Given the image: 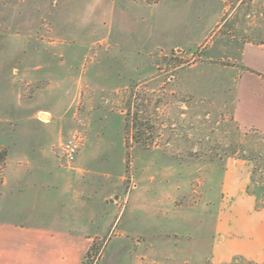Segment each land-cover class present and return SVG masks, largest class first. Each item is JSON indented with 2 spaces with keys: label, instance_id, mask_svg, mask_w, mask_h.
Listing matches in <instances>:
<instances>
[{
  "label": "rangeland",
  "instance_id": "rangeland-1",
  "mask_svg": "<svg viewBox=\"0 0 264 264\" xmlns=\"http://www.w3.org/2000/svg\"><path fill=\"white\" fill-rule=\"evenodd\" d=\"M161 1L0 0V137H82L79 183L98 208L84 216L98 236L84 264H264L221 257L225 227L264 209L261 83L236 113L264 0H194L193 15ZM147 122L152 144L135 137ZM50 156L64 164L58 143Z\"/></svg>",
  "mask_w": 264,
  "mask_h": 264
},
{
  "label": "crops",
  "instance_id": "crops-1",
  "mask_svg": "<svg viewBox=\"0 0 264 264\" xmlns=\"http://www.w3.org/2000/svg\"><path fill=\"white\" fill-rule=\"evenodd\" d=\"M162 1L188 5L184 12L180 7L172 9L176 16L193 15L197 9L194 0ZM240 59L243 69L239 75L237 114L247 106L251 95L260 94L255 85L261 83L264 87V42L243 43ZM4 105L6 110V100ZM42 111L48 113L46 109ZM37 130L34 126L10 127L3 129L0 137V143L10 147L0 174V264H84L85 256L98 239L96 233L88 231L85 217L88 209L97 211V202L93 204L84 198L85 189L79 183L85 178L80 173L81 158L72 167L60 165L50 152L57 143H63V138L54 135L52 141L47 137L45 140V136H35ZM30 146H37L38 156L27 155ZM234 165L229 162L227 176L239 174V168L233 171ZM246 177L238 195L245 191ZM225 230L232 243L228 253L221 255L225 256L224 261L236 256L264 261V209L256 211L254 204L249 205L240 219L228 224Z\"/></svg>",
  "mask_w": 264,
  "mask_h": 264
},
{
  "label": "built area",
  "instance_id": "built-area-1",
  "mask_svg": "<svg viewBox=\"0 0 264 264\" xmlns=\"http://www.w3.org/2000/svg\"><path fill=\"white\" fill-rule=\"evenodd\" d=\"M82 146L83 139L78 133L73 134L70 138H68L60 145V155L66 166L72 167L74 165ZM1 154L2 153L0 151V174L3 169Z\"/></svg>",
  "mask_w": 264,
  "mask_h": 264
},
{
  "label": "trees",
  "instance_id": "trees-1",
  "mask_svg": "<svg viewBox=\"0 0 264 264\" xmlns=\"http://www.w3.org/2000/svg\"><path fill=\"white\" fill-rule=\"evenodd\" d=\"M148 122L145 124V126H139L138 129H136V134H135V137L136 139L141 142V141H144L146 143H149V144H152L153 141L155 140V138L157 137V131L155 129L154 126H151V127H147L148 125ZM126 129L128 130V124L126 126ZM129 132V131H128ZM150 146V145H149ZM1 160L4 164V156L3 154H1ZM255 173V172H254ZM255 179V176L252 177V180ZM254 182V181H253ZM252 194L256 195L255 192H251ZM257 201H258V197H257ZM91 249H94V244L91 246ZM89 255V252L87 253V255L85 256V260L86 258L88 257Z\"/></svg>",
  "mask_w": 264,
  "mask_h": 264
}]
</instances>
